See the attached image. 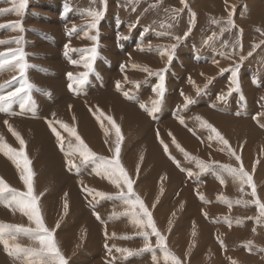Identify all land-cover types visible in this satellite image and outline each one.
<instances>
[{
  "label": "rangeland",
  "instance_id": "rangeland-1",
  "mask_svg": "<svg viewBox=\"0 0 264 264\" xmlns=\"http://www.w3.org/2000/svg\"><path fill=\"white\" fill-rule=\"evenodd\" d=\"M50 1L53 2L55 0H50ZM117 1L120 4H118ZM117 1L115 0H61L60 1V4L61 5L65 4V7H66V4L69 5V10L71 9V7H73L76 9L78 8L80 12L82 10V12L86 11V13H88V14H86L85 12L82 13L83 16L85 14V16L87 15L88 17L84 16L83 21L79 22L80 24L77 23L74 25L73 28H75L76 30L82 29L86 25L89 26V24L92 23V18H91L92 13H95V12L103 13V15L97 21L96 28H94L95 32L92 34L86 33V35L82 38L83 43L82 41L81 43H79L81 44L80 46L79 44L75 46L68 45V48L70 49L68 50L72 54L71 57L73 56L72 58L76 59V55H79L77 59L83 58V60H80L79 63H82V62L84 63L89 59L91 60L99 56L98 54H101L100 51H97L98 46H99V50L100 48H102L100 39L94 40L93 37L99 38L100 24L104 20L107 19L110 13L113 14L112 16L115 15L118 19L122 20V22H125L131 25L132 29H136V27H138L139 30L141 31L143 30L144 33L149 32L151 36H156L155 34L159 36L160 34L161 36L165 38L159 36L161 38V42L158 44H154L153 42L147 44V42L145 41L146 39L143 38L144 36L140 34L141 39H140L139 44L141 45L138 44L139 47L137 45V48L140 51H150V52L151 51L153 52L154 48H157L161 54L159 58L161 65L156 67L155 65L150 66L147 64H143L142 62L140 63L136 62V63L130 64V69L133 68L135 73H133V77L129 80V82L132 83L133 86L137 84L136 85L137 89L135 91H138L139 87L141 85H144L149 79L156 80L155 78L160 77L162 74L168 72L171 69L170 68L171 63L176 59V56L177 54H179V51L180 50L182 51L185 48H186L185 50H187V45L190 44V51L193 49L191 52L194 56L191 59L192 60H203L204 63L207 64L206 67L219 65L217 71L209 72L206 69H204L205 67L204 68L196 67L192 71L188 69L189 66L187 67V70H184V68H186V66L184 65L185 59H182L181 60L182 62L178 61V65H181L180 67L178 66V69L181 71L180 73L182 74L176 75L177 78L175 81L177 82L174 85L179 84L177 88L174 89L175 87L174 85L167 86L164 83L163 84L164 92L161 98L160 95H159L160 97L157 96L158 95L157 87L158 85H161V84L158 82L154 84V86H157V87H154L156 88V90L154 89L155 90L154 94H156L155 95L156 100L164 99V101L162 103V106L159 107L158 111L154 112V115H152V117L154 119H158V117L160 116L157 114L161 113V109H163L164 111V109L168 108L165 102L166 100L165 93H168L170 97L171 95L175 94V97L177 98L179 102H182V101L185 102V98H188L191 100L190 105L192 104L193 101H195V98H197L198 96L202 94H206L205 104L203 106H209L211 110L218 112L219 115L217 116H222L225 119L227 118L226 119L227 121L229 120L233 121L232 117L235 120L240 118V115H232L234 111H236V113L240 112L244 115L246 114L245 119L240 118L238 120L243 121V122L250 121L249 122L250 124H253V126L257 128L258 131L264 134V87H263L264 85L263 84L264 83V24L263 23L256 24V22L259 19H261V16L264 14V0H252V4H255V6H253L255 9V13L250 18H248V14L250 12L248 10V5H249L250 0L223 1V3L221 4H225L226 2V11L225 9L224 10L222 9V10L224 11V13L226 12V15H223L220 12L216 11L214 12L215 14L210 15L211 17L209 16V13L208 15H205L203 14L204 13L203 11H201L202 14L198 10L197 12L195 8L189 5L190 4L189 0H184L183 4L181 3V0H117ZM156 1L160 3L158 4V2L156 3ZM163 1H164V4H163ZM39 4L40 3L37 4L38 6L36 4L30 5V0H27L26 8L23 9L21 11L22 13L20 14H16L14 11L0 13V16H1L0 25L15 24L16 17H18L17 15H23L25 13L27 14L35 13L38 10ZM109 6L110 8L111 6H113L112 9L115 7L117 9L115 8V10L114 9L111 10ZM0 8L9 9L11 8V4L9 3L8 5H3ZM121 10L122 12L124 11L123 14H120ZM117 11H119L120 13H117ZM133 12H136V15H134L135 13L133 14ZM38 13L41 14V12H38ZM192 14H194V17ZM238 18H240V20H238ZM229 20L233 22L234 27L228 24ZM110 21L111 20L109 21L106 20L107 24L113 27V24L110 23ZM182 26L184 28H182ZM254 26L255 27L257 26V27L254 28ZM8 28L9 27L0 28V32L3 33L7 31ZM32 28L35 29V27H32ZM36 28L38 27L36 26ZM172 28L174 29L176 28L177 30L175 29L176 30L175 31L173 29L172 31ZM34 29H31V30L36 31V29L35 30ZM16 30H18L19 32V29H16ZM167 30L169 31L171 30V32ZM15 31H7L9 33V36H7V39L5 36H3L2 39H5V40H2V41H10L11 39H12L11 41H13V40H16V38L18 39V34H16L17 32ZM185 33H188L187 36H185ZM176 37H180V39L177 40L175 39ZM190 39H192L191 40L192 42L189 43ZM52 40L53 41L55 40L54 42L57 41L55 38H52ZM62 40L61 42L65 41L63 44L65 45L66 43L67 45L66 39H62ZM93 42H95L94 45L92 44ZM19 43H11L10 45L11 46L13 45L12 47L8 43L6 44L4 43L5 45L8 44L10 46L9 47L7 45L4 53H7L11 49L18 50L19 45H21ZM64 45H61V46L63 47ZM171 45H176L174 50L171 49ZM141 46H144V47H141ZM163 48L166 49V52ZM92 49H97L96 50L97 52L95 51V53H93L91 51ZM141 49H144V50H141ZM79 50H81L82 52V53L80 52L81 57L79 54ZM163 52L164 54L162 55ZM68 53H69L68 51L66 52L64 50V56L65 55L69 56ZM83 53H84V56H82ZM249 53H251V55H249ZM74 54H75V57H74ZM169 54L173 56V59L171 60L168 59ZM87 55L90 57H87L86 59L85 56ZM241 57H243V59H241ZM59 58L60 60L63 59L61 57ZM61 62L63 63L64 59L61 60ZM119 62H121V59ZM221 62H223L224 64L223 63L221 64ZM85 66L86 65H84L83 67ZM144 69H148V71H144ZM181 69L187 73L186 79L189 81L190 84H192V90L194 92L192 97L191 96L188 97L186 90H184V88L181 86L182 81L185 78L184 77L185 72H183ZM233 69H237L236 79L238 80V87L236 88L235 91H232L231 94H229V90L235 87V85L233 84ZM92 71H93V68H91L89 72H92ZM173 76L175 77L174 72H173ZM87 81L89 82V78ZM219 81H223V82L221 83ZM88 82L87 83L85 82L86 84L77 83L78 87L82 85L81 92L84 94L87 93V92H84L83 89L85 90L88 89V86L90 84ZM244 83L246 87L244 86ZM6 84H9V82H6ZM22 84L24 83H22L21 81L19 84L16 83L15 85H13L14 87L12 88L15 89V87H20ZM259 86H262V88ZM12 88L10 89L12 90ZM73 88H74V84H73L72 89ZM72 89H71V92L73 93L74 90ZM37 90L41 91L42 89L39 88ZM131 95H133V93ZM218 96H222L223 99H218L217 98ZM158 98H161V99H158ZM31 103L33 104V102ZM182 108H186V106ZM171 109H172V105H171ZM174 109L176 110L177 107L175 106ZM174 109L172 110L171 116L174 114ZM181 111L182 109H180V112ZM168 112H171V110H169ZM101 113L102 111H99V114ZM226 113L227 115H225ZM247 113L249 114V116ZM45 115H47V112L43 114L42 117H46ZM146 116L149 120H151L148 115ZM189 116L190 117L187 120H184L186 117L179 115V118L175 120L178 126L177 128L178 131L176 133L180 135L181 134L186 135V130L188 129V127H190V131L188 129V132L190 136H192V138L195 137V140L197 136L199 140L204 139L206 141L205 138L200 137L201 136L200 134L202 133L204 135L209 133L208 135L211 136V140L213 138L212 141L219 140L216 137V134L213 133L210 128L204 126L201 122V121H206L207 124H210L220 134V127L215 123V121H213L212 119L205 118L202 115H189ZM235 116H238V118ZM197 117H200L201 119L198 120ZM250 118L251 120H248ZM31 119L38 120L39 115L38 117H33ZM113 121L116 124L117 121L116 120H113ZM185 124L187 126L186 130L183 129V125ZM95 126L99 127L98 129H104L103 127L108 128L107 130L108 141L106 143L108 148L105 150L106 153H102V154L95 153L92 151L93 153H95V157L92 159H89L86 162H82V158L80 157L79 153L74 152V148L77 144V141L75 140L74 136L68 133V137H69L68 140H70L71 147L69 146L67 150H69V153H72L73 157H75L78 161H80L79 166L85 165V166H89L90 168V166L94 164L93 162L94 159L103 158L104 160H111L112 157L115 155V144L117 141L114 138H111L110 135L115 134L116 129L113 128L112 124L109 123V121L102 122L101 126L97 124H95ZM172 127L173 126L166 119H158V123H152L151 129H150L151 136H152L151 140H153L155 144L161 148L162 157H166L170 161V164L173 166V168L177 170L176 165H179L181 167L185 166L183 168L182 174H184L186 178L180 181L181 182L180 188L189 189V187L191 186L192 189H191L190 195L196 201L198 200V202L200 201L204 203L200 205V203L198 204L195 201L194 203L196 204V210H193L189 212L188 214L186 213L184 214L186 206L184 202L180 201V202H177L178 210L169 211L168 209L170 208L168 205L169 204L171 205L173 203L174 201L173 198L179 193L178 190L180 189L179 188L176 191V189L173 188L172 192L174 191V193L172 192L169 193L167 195L168 199L166 198V202L167 200L170 199L167 203L168 205L165 202L163 203V198L162 199L158 198V201L156 202H154L151 198H149L147 199L149 200V203H150L149 205L148 201L145 200V198H143L140 195L138 191V184H136V181L138 179H143L145 177L144 175L145 173H148V170L145 169L144 170L145 173H143V175H141L137 180L135 179L138 177L139 171H141L140 167L142 165V162L144 159V153L146 151V147L149 143V140L146 141L142 147L139 146V142L141 141V140H138L139 137L137 138V140H133L134 143L132 147L135 151V154L132 156V159H131L132 164H133L131 167L130 162L128 163V160L130 157L128 159H123V160L121 157H122V150H123L122 149L123 142L125 141V139L130 141V137L132 136L131 134L134 131V126L128 128L131 133L129 135H126L127 138L124 136L123 132L119 131L120 132L119 161H120L121 166L125 169V171L127 170V168H129L130 173L128 172L127 174L129 178L133 181L132 191L135 193V196H133L132 199L135 200L136 196H138L139 199L143 202V204H145V207L146 208L148 207L147 209L151 213L152 220L154 222L155 227L161 233V235L165 237V246L163 249L160 246H157L156 244L157 238L155 235L152 234L151 228L147 227L146 218H143V225L141 227L138 226L140 227V229L136 227H132V228L129 227V229L126 231L119 230V231L114 232V230H111V232L108 234L106 233V231L104 232V230H106V228L108 229V227L110 228L113 225H119L117 224L119 222L122 223L120 225H123L125 221L132 218L133 213H139L140 211L138 206H136L135 208L131 207L130 205H128L127 207L119 206L118 209L114 207L113 203L110 201V198L114 197L115 199H119V195L122 192L127 193L128 190L122 181L116 180V178H113L118 182L117 185L119 184L120 186L122 184V186H120L119 188L120 191H117V193L115 194H111L110 191L102 192L101 190L94 189L89 186L87 187V189L90 190V192L93 194L102 193L103 196H101V201L108 203L106 204L105 208L101 207V204L99 202L95 203L92 206V209L94 211H97L96 212L97 214L99 213L98 214L99 219L96 216L95 218H93V220L96 222L99 221L102 223L103 221H105V224L103 223L104 226L102 223L97 222L98 225H100L99 227H97V231H99V236L96 234L97 236L96 238L98 240V237H99L98 241L100 242V249H98L97 251L98 253L97 258L99 259L98 261L102 262V264L103 263L104 264L106 263L107 264H122V262L128 261L127 260L128 258L129 260H132L134 258H137V256L142 257L143 255H147L148 258L146 257L147 262L145 264H173V261L170 256L168 258L165 257V252H167V253H171L172 255H174L180 261V264H211V263L212 264H215V263L227 264L228 262H229L228 264H264V216L260 215V212L257 206V201L260 204H264V196H261L262 186H264V141L262 145H259L256 141L255 142L252 141V144H251V142H249L247 139H242V141H233V142L228 141V144L226 146H229V147L227 148L222 147L220 149L221 152L224 153V156L222 155L221 157V154L218 155L217 157L208 155L209 158L204 159L202 158V156L200 157L199 154L197 155V153H189L188 148L180 144L179 140L173 139L172 138ZM69 128H72V127H69ZM62 130L64 132L65 130L64 127H62ZM16 132L20 134V136L25 142L24 143V155L27 158V148H28L30 139H25L19 131H16ZM220 136L223 137L221 134ZM173 140H176L175 143H173ZM3 141L7 145H9L12 149L16 150L17 153L19 152L21 146L19 142L16 140V138L12 135L11 132H8L3 137ZM136 141H138V143H136ZM85 144L87 145V143ZM177 145H179L180 147L177 148ZM87 146L91 150L92 145H87ZM165 146H167V149H168L167 152H165ZM181 148L183 149V152L180 151ZM236 148L239 149L238 151L239 153L237 152ZM229 149H231V151ZM250 149L252 150L250 151ZM0 150L7 158L11 157V154H7V149L1 148ZM174 153H176L178 156L175 155ZM185 153H187L188 155L186 156ZM233 153H235V155H233ZM243 153H246L247 155L243 156ZM237 155L240 156L239 161L236 160ZM181 158H183V161L181 160ZM31 161L33 162L32 159ZM195 163L197 165H195ZM202 165H205L207 167L204 168L202 167ZM221 166H228L234 169H239L242 166L244 171L249 176L252 177V187H250L247 182H244L243 184H241L239 178L232 175L230 172L226 171ZM189 168L191 170H189ZM75 169H79L77 165ZM40 170L43 171V169H40ZM12 171L15 177L14 181L10 180L6 176H4V179H3L9 188L16 190L15 192L5 191L4 196L11 198V199L13 198V196L17 194L27 192V188L24 185V182L18 178L17 171H14V170ZM101 171L102 173H104L102 168H101ZM93 173H96V172H93ZM189 173H191V175ZM196 173L197 174L199 173L198 176ZM23 174H25L24 169H23ZM195 175L197 176V178ZM155 176L153 177L151 185L154 187L157 185L156 188L158 187L162 189L163 188L162 182L164 180V174L160 176V173H158L157 176L156 177ZM228 176L229 177L231 176V178L233 179L230 181L229 179L231 178H229ZM35 177L37 176L32 175V186L35 184L34 182ZM131 177H134V179H132ZM106 180H108L107 177H106ZM147 180L148 179L143 180L142 183L143 182L147 183ZM146 183H143V185H146V187L148 188V185ZM188 183H190L191 185H189ZM103 185L105 187H108L107 182H104ZM173 187H176V184ZM253 187L256 193L255 197H253L252 195ZM198 189H199V192H196ZM198 193L200 194V196L197 197ZM33 194L37 196L39 195V194H35L34 189H33ZM1 195L2 194H0V196ZM207 198L209 199V202L206 200ZM150 199H151V202H150ZM205 200L207 202H205ZM10 201H11L10 199L6 201L5 207L7 206L9 208L12 207L9 204ZM57 201L60 202V197H57ZM161 203L167 205L166 207H164L167 209H164V208L162 209H164L165 212L169 214V215L167 214L168 217H166L168 219L166 218L164 219L166 221L164 225L162 224V222H159L161 223L159 225L156 219V217L158 216L156 211L161 209V208H157V205ZM98 204H99V207L97 210L95 208V205H98ZM1 206H3V204ZM38 207L41 213L42 208L39 206V200H38ZM15 213L22 214V212H20L19 210H16ZM53 213L55 215H57L58 213L59 214L62 213L60 219L56 221V224L59 225L58 227L57 226L52 227L51 225H47L42 214L41 216H42L45 226L50 230L54 229L53 237L59 248V244L57 243V232L64 227L67 220L71 217L72 215L71 206H67V208L62 209L60 212L55 207L53 210ZM24 216L26 217L27 215L24 214ZM16 217L21 218L22 215H19V216L16 215ZM169 218L171 219L169 220ZM181 219L183 221V225L179 226L177 224L179 223ZM197 223L199 224V226ZM200 223L201 224L205 223L208 230L202 231L201 230L202 227H200ZM16 225L23 226L24 228H31L33 230H35L36 228V225L33 221H30V224L25 226L21 223H15L11 219L4 220V219H1L0 217V226H4V228L7 231L12 232L13 228L11 226H16ZM115 227L116 226H114V228ZM83 228L84 230H82ZM100 229H103V230H101L100 232ZM75 232L76 233L72 240V245L74 244L75 240H80L84 232L87 233V235H89L88 226L85 223L82 224ZM179 232H181L179 234L181 237L180 239L179 237H176L175 235L176 233H179ZM203 232H205L207 236L204 235ZM16 235L22 237L21 239L22 243L18 244L15 241H10L9 245L18 244L20 245V247L24 249H33L37 253L35 255L26 254L25 256H27V258L25 259V261L27 262L32 261V263H34L35 261L36 264H48V262H46V258L44 254L40 253L41 245L38 243V241L35 240L34 236H28L24 234H16ZM145 235H147L148 237L147 242L151 245V247L148 250L142 251L146 243L144 239ZM172 239H177L180 243L174 242L175 244L174 246ZM104 240H107L106 243L108 246L104 244L105 243ZM109 240L110 242H108ZM90 242L94 243L93 240H90ZM201 242L203 243V245L201 246H204L202 250L200 249L201 246L199 245V243L201 244ZM85 243H86V239L82 240L80 244H78V247L76 248L75 253L71 257H67L66 252L65 251L62 252L61 249H59L62 256L67 261V264L70 261L73 262L72 264H77L76 262H78V264H90L89 262L83 263L82 260L76 261V259H74L79 254H84L85 247H86ZM113 243L117 245V247ZM102 244H103V247H102ZM104 247L106 248V250ZM118 249L119 250L127 249L128 251H119ZM109 252L111 254H109ZM195 253L196 254L198 253V254L195 255ZM216 260H218V262H216ZM92 261L93 260H91V262ZM96 262H93V263L95 264ZM130 262H133V261H130ZM144 262L145 260L142 261V263Z\"/></svg>",
  "mask_w": 264,
  "mask_h": 264
},
{
  "label": "bare ground",
  "instance_id": "bare-ground-1",
  "mask_svg": "<svg viewBox=\"0 0 264 264\" xmlns=\"http://www.w3.org/2000/svg\"><path fill=\"white\" fill-rule=\"evenodd\" d=\"M60 1L55 0L53 1L55 3H53L50 0H41V1L40 0L39 1L30 0V5L31 4L37 5L38 3L40 4L38 7V10L35 13H30V14L25 13L23 15H17L18 17H16V22L21 23L23 30L19 29V32H18V30L15 29L16 30L15 31L11 27H9L7 30V31L17 32L16 34H18V39L16 38V40H19L20 42L19 44H21L19 45L18 49L21 50L22 53L24 54L22 62L26 63L30 67H27L25 69L24 76L22 79L20 77V72L17 70L19 66L6 67L5 70L0 71V85L5 86L3 88H0V94H6L8 91H14L15 89L12 88L14 87L13 85H15L16 83L19 84L21 81L24 84L30 83L34 85V88L29 93L33 104L31 102L26 103V101L28 100V96L22 94L21 96L14 98L11 104L6 105L8 109L7 113L0 112V137H4L9 132L8 125H11V127L15 131H19L25 139H30V142L27 148V160L29 161L28 168L30 169L33 175L37 176L34 178L35 184L33 185L34 186L33 189L35 191V194H39L38 195L39 206L42 208L41 214L43 215L44 220L46 221L47 225L56 227L57 226L56 221L60 219L62 213L60 214L58 213L57 215H55L53 213L54 208L56 207L60 212L62 209L65 208V204H67V206H71V214H72L71 217L67 220L64 227L57 232V243L59 244V249H61L62 252L65 251L67 257H71L75 253V250L78 247V244H80L82 240L86 239V243H85L86 247H85L84 254H79L74 259H76V261L82 260L83 263L89 262L90 264H94L93 262H96L99 260L97 258V254H98L97 251L98 249H100V242L98 241L99 237L97 240L96 234L99 236V231H97V227L100 226L98 225V223H102V222L97 221L98 222L97 223L96 221L93 220V218L97 216L95 215L97 214L96 213L97 211H94L92 209V206L95 203L99 202L101 204V207L105 208L106 204L108 203L102 202L101 196L97 195L96 193L95 194L91 193L90 190L87 189V187L89 186L94 189L101 190L102 192L110 191L111 194H115L117 193V191H120L119 188L120 186H122V184L120 186L119 184L117 185L118 182L115 179L110 180L106 176L105 173H102L100 158L94 159L93 160L94 164H92L90 168L89 166H85V165L79 166L80 161H78L72 155H69V150H67L70 146V140H68L69 132L65 128L63 132L62 125H67L68 127L77 129L78 131L74 129L76 131V134L80 136V138L84 141V143H87V145H92L91 151L95 153H99V154L106 153L105 150L108 148L106 145L108 141V132H107L108 128L103 127L104 129H98L99 127H96L95 124L101 126L102 122L108 121L107 117H111L112 120L117 121L116 125L118 126L119 131L124 133L125 137L126 135H129L131 133L128 128L134 126V131L131 134L132 136L130 137V141L125 139V141L123 142V145H122L123 150H122L121 158L123 160V159H128L130 157L128 160V163L130 162L131 167H132L133 164H132L131 159H132V156L135 154V151L132 147L134 143L133 140H137V138L139 137L138 140H141L139 142L140 147H142L144 143L149 140V143L146 147V151L144 153V159L140 167L141 171H139V175L135 179L137 180L141 175H143V173H145L144 172L145 169L148 170V173H145L144 175L145 177L143 179H138L136 181V184H138V191L140 195L143 198H145V200L151 198L154 202H156L158 201V198L159 199L163 198V203L165 202L166 204L170 200L169 199L166 202V198L168 199L167 195L172 192L173 188L176 189L177 191V189L180 188V184H181L180 181L186 178L184 174H182L183 168L185 166L181 167V166L176 165L177 166V167L175 166L177 168L176 170L175 168H173V166L170 164V161L166 157H162L161 148L158 145H156L153 140H151L152 136H151L150 129H151L152 123H158V119H166L173 126L172 127V138L179 140L180 144L188 148L189 153H197V155L199 154L200 157L202 156V158L204 159L209 158L208 155L217 157L218 155L221 154V157L222 155L224 156V153L221 152L220 149L222 147L227 148L229 146L224 145L221 140L212 141L213 138L211 140V136L208 135L209 134L208 132H207L208 134H205V135L202 133L204 137L202 134H200L201 135L200 137L205 138L206 141L202 138H201L202 140H199L197 136L195 140V137L192 138V136H190L188 132V129L190 131V127H188L187 129L186 124L183 125V129L184 130L187 129L186 135L185 134L180 135L176 133L178 131L177 130L178 126L175 120L179 118V115L186 117L184 120H187L190 117L189 115H202L205 118L212 119L220 127V134L223 136V138L227 142L228 141L229 142L242 141V139H247L249 142H251V144H252V141L254 142L256 141L259 145H262L264 141V134L258 131L257 128L253 126V124H250L249 123L250 121L243 122V121L238 120L240 118H244V119L246 118L245 117L246 114L244 115L240 113L239 111H238L239 113H236V111H234L233 114L231 113L232 115H240V118H238V116H235L238 118L236 120L233 119L232 117V120L234 122L230 120L227 121L226 120L227 118L225 119L222 116H217L219 115L218 112L211 110L209 106H203L205 104L206 94H202L198 96L197 98H195V101H193L192 104L190 105V103L185 104L184 101L179 102L177 98L175 97V94L171 95L170 97L168 93H165V99H166L165 102L168 106L167 109L168 111L171 110V112H168L167 109H164V111L163 109H161V113L157 114L160 117H158V119H154L152 117L154 113H151L153 101L156 100L155 98L156 94H154V91L156 90V88L154 87H157V86H154V84L158 82L160 84L165 83L167 86H173L177 82L175 81L177 78L176 75L182 74L180 73L181 71L178 69V66L179 67L181 66V65H178V61L182 62L181 60L185 59L184 65L186 66V68H184V70H187V67L189 66L188 69L192 71L196 67L198 68L205 67L204 69H206L209 72L217 71L219 65L206 67L207 64H205L203 60H192L191 58H193L194 56L191 51L193 49L190 51V44L188 45L186 44L187 50H185L186 48L182 51L180 50L179 54H177L176 56V59L171 63V66H170L171 69L168 72L162 74L165 81L164 79L163 81H161L160 77L155 78L156 80L149 79L144 85H141L139 87L138 91H135L137 89V86H136L137 84L133 86L132 83L129 82V80L133 77V73H135L133 68L130 69V64L136 63V62H139V63L142 62L143 64H147L150 66L155 65L156 67L161 65V62L159 59L161 54L157 48H154L153 52L152 51L151 52L150 51H140L137 48V45L140 43V39H141L140 36L141 35L144 36L143 38L146 39L145 41L147 42V44L151 42H153L154 44H158L161 42V38L159 37L161 35L159 34L158 36L157 34H155L156 36H151L149 32L144 33V31L139 30L138 27H136V29H132V26L129 25L128 23L122 22V20L118 19L115 15H114L115 17L112 16L113 14H111L110 13L111 11H110L109 12L110 15L107 14L108 17L106 20L107 21L111 20L110 23L113 24V27H111V25L109 26L106 20L104 21L102 20L103 22L100 24V28H99V31H100L99 38H95L96 40L100 39L102 48H100L99 50V46H98V48L96 47L98 50L97 49L96 50L100 51L101 54H98L99 56L95 57L94 59H91V60L89 59L84 63L81 61L82 63H79V61L83 60V58L77 59L79 55H76V59L72 58L73 56L71 57L72 54L69 51L70 49L68 47L66 49L64 47L66 43L65 45L63 44L65 41L61 42V40L66 39L67 46L68 45L75 46L81 43V41L83 43L82 38L86 35V33L92 34L95 31H94V28H90L87 25H86L87 27L85 26L82 29L72 31L75 24L83 21L85 14L83 16L82 13L84 12L86 13V11L82 12L81 10L80 12L78 8L76 9L73 7H71V9L69 10V5L66 4V7H65V4L61 5ZM223 1H226V0H189V3H190L189 5L195 8L196 11L198 10L201 14H202L201 11H203L204 12L203 14L208 15L209 13V16H210L211 14H215L214 12L218 11L221 14L226 15V12L224 13L223 11L224 9L226 11V2L225 4H221L223 3ZM251 1L252 0H250V2ZM157 2L158 1H156V3ZM159 3L160 2H158V4ZM8 4L9 3L6 2V0H0V7L3 5H8ZM118 4L120 3L118 2ZM163 4H164V1H163ZM112 7L113 6H111L110 8L109 6L111 10L113 9L115 10L116 7L113 9ZM122 10L120 11L121 13L119 11H117V13L123 14L124 11L122 12ZM248 10L250 11L249 12L250 15L248 14V18H250L254 15L255 9L253 6H248ZM38 12H41V14ZM133 14L136 15V12H133ZM238 20H240V18H238ZM260 23L264 24V14L261 16V19H259L256 22V24H260ZM36 26L38 28H36ZM32 27H35L36 31L31 30V29H34ZM256 27L254 26V28ZM182 28L184 27L182 26ZM173 29L174 28H172V31ZM7 31L3 33L0 32V41L5 40V39H2L3 36H5L7 39V36H9V33ZM169 32H171V30ZM52 38H55L57 41L54 42L55 40L53 41ZM191 40L192 39L189 40V43L192 42ZM94 43L95 42H93L92 44L94 45ZM5 44L0 43V53H4L7 45L8 44L10 45L11 43H8L7 45ZM61 45H64V46L62 47ZM80 45L81 44H79V46ZM141 47H144V46H141ZM64 50L66 52L67 51L69 52L68 53L69 56H66V55L64 56ZM141 50H144V49H141ZM164 50L166 52V49ZM80 52L81 50H79V54L81 57L82 52L81 53ZM82 56H84V53ZM59 57L64 59L63 63L61 62V60L63 59L60 60ZM74 57H75V54H74ZM85 57L87 59V57H90V56L87 55ZM118 59L119 61L121 59V62H119ZM222 63L223 62H221V64ZM88 64L92 66L91 67L93 68L92 72H89L91 68L86 67V66L83 67L84 65H88ZM173 72L175 74V77L173 76ZM69 73L72 74L71 78H69V76L67 75ZM83 74H87L86 77L84 78V81L87 83L88 82L87 80L89 78L88 83H90L87 90L83 89L84 92H87L86 94L81 92L82 91L81 84H80L81 85L80 87L77 86L78 79L81 76H83ZM186 74L187 73L185 72L184 73L185 78L182 81L181 86L184 88V90H186L187 96L192 97L194 93L192 90V84H190L189 81L186 79L187 78ZM10 81L11 83L6 84V82H10ZM85 82L84 84H86ZM117 82H119V85H120L119 89L117 88ZM219 82L222 83L223 81H219ZM70 84L72 85V87L74 84V88L73 89L71 88L72 90H74L73 93L71 92V89L69 88ZM178 85L179 84L174 85L175 86L174 89L177 88ZM244 86L246 87L245 83H244ZM259 87L262 88V86H259ZM10 88H12V90ZM39 88H41L43 91L41 90L42 91L41 92L40 90H37ZM125 93H128L129 95L126 97ZM132 93L133 95H131ZM158 99H161V98H158ZM160 101L161 103L159 107L162 106L164 99ZM21 104H24L23 108H21ZM135 104L137 107L135 106ZM142 105L144 107H142ZM171 105H172V109H171ZM175 106L177 107L176 110L174 109ZM184 106H186V108H182ZM173 109H174V114L171 116ZM180 109H182L181 112H180ZM99 111H102V113L99 114ZM46 112H47V115H45L46 117H42V115L45 114ZM227 113L225 115H227ZM38 115H39L38 120L31 119L33 117H38ZM146 115H148L151 120H149ZM248 120H251V118ZM4 121H8V125H6ZM57 133L62 137V141L57 140ZM110 137L114 138L117 141L116 133L110 135ZM136 143H138V141H136ZM236 149L238 152L239 149L238 148ZM251 150L252 149H250V151ZM174 154L177 155L176 153ZM246 155H247L246 153H243V156H246ZM31 159L33 160V162L31 161ZM69 159H71L73 163L75 162V164L77 165L79 169L71 168L67 163ZM16 160L20 164L19 167H17V163L14 162L12 155L10 158H7L0 150V178L4 179V176H6L10 180L14 181L15 177L12 171L14 170V171H17L18 178L21 180L20 177L21 175H23L24 164H23V160L20 159L19 156L16 157ZM181 160L183 161V158H181ZM195 165L197 164L195 163ZM40 169H43V171H41ZM189 170L191 169L189 168ZM93 172H96L99 174H96ZM128 172L130 173L129 168H127L126 170V173ZM158 173H160V176L164 174V180L162 179L163 180L162 189L158 187L156 188L157 185L155 187L151 185L153 177L155 175L157 176ZM106 177L111 183L108 180H106ZM131 178L134 179V177H131ZM229 178H231V176ZM146 179H148L147 183L146 182H143V183H146L148 185V188L146 187V185H143L142 183V181ZM232 179L233 178L229 180L231 181ZM104 182L108 183V187H105L103 185ZM175 184H176V187H173ZM188 184L191 185L190 183ZM263 188L264 186H262L261 196H264ZM191 189H192L191 186L189 187V189L180 188L178 190L179 193L177 195L175 193L176 196L173 198L174 199L173 203L171 205L167 204L169 208L171 209V210L170 209L168 210L169 211L178 210L177 202H180V201L184 202L186 206L184 214L185 213L188 214L189 212L196 210V204L194 203L196 200L190 195ZM196 192H199V189ZM172 193H174V191ZM0 194H2L0 196V204L1 205L3 204V206L0 205L1 219H4V220L11 219L15 223H21L25 226L29 225L30 220L27 216L25 217L23 213L22 214L15 213L16 210L18 209H16L14 206L9 208L6 205L7 207H5L6 201H8L9 199L10 200L12 199L5 197L4 196L5 192L0 193ZM198 196H200L199 193L197 197ZM57 197H60V202L57 201ZM151 199H150V202H151ZM206 200L209 202L208 198ZM206 200L205 202H207ZM110 201L113 203L114 207L117 209L119 206L127 207L129 205L125 203V200L121 198L115 199L114 197H111ZM147 201L149 203V200ZM196 202L198 204L200 203V205L204 203L200 201L198 202V200ZM161 204L157 205V208H161V209L156 211L158 216L157 217L155 216V217L158 223L162 222V224L164 225L166 222L164 219L168 217L169 214L166 213L164 210V209H167V208H164L167 205L166 204L161 205ZM98 207H99V204L95 205V208L97 210H98ZM16 215L18 216L22 215V217L18 218L16 217ZM170 219L171 218H169V220ZM84 223L88 226L89 235H87V233L84 232L80 240H75L74 244L72 245V240L76 233L75 231H77V229ZM103 223L105 224V221H103ZM117 224L119 225H113L110 228L108 227V229L106 228L107 227L106 226L105 227L106 230H104V232L106 231V233L108 234L111 232V230H114V232H116L119 230L126 231L129 229V227L131 228L136 227L139 229L141 227V226L138 227L137 224L133 223L132 218L125 221L123 225H120L122 224L120 222ZM160 224L161 223H159V225ZM177 225L179 226L183 225L182 219L179 221ZM114 226L116 227L114 228ZM200 227H202L201 229L202 231L208 230L205 223H202V224L200 223ZM82 230H84V228ZM101 230L103 229H100V232ZM4 232H5L4 239H6L8 243L10 241H15L18 244L22 243L21 241L22 237L16 235L15 239H12V237L8 235V233L11 231H7L4 228ZM180 233L181 232L175 234L176 237H179V239L181 238L179 235ZM203 234L207 236L205 232H203ZM90 240H93L94 243L90 242ZM172 240H173V244L174 242L180 243L177 239H172ZM104 241L105 243L104 242L103 243L107 245L106 243L107 240H104ZM108 242H110V240ZM199 245L201 246L203 245V243L201 242V244L199 243ZM115 246L117 247V245ZM102 247H103V244H102ZM203 247L204 246H201L200 249L202 250ZM109 254L111 253L109 252ZM197 254L195 253V255ZM25 255L26 254H23V253H21L20 255H9L8 251H6L4 248V245L0 244V264H36L35 261L34 263H32V261L31 262L25 261V259L27 258V256ZM146 257L148 258L147 255H143L142 257L137 256V258H134L132 260H129L128 258L127 259L128 261H126L127 263L122 262V264L124 263L126 264L128 263L145 264L147 262ZM91 260L93 261L91 262ZM143 260H145L144 263H142ZM218 260H216V262H218ZM130 261H133V262H130ZM46 262H48L47 259H46ZM72 263H73L72 261L68 262V264H72ZM76 263L78 264V262ZM95 264H102V262L98 261ZM215 264H218V263H215Z\"/></svg>",
  "mask_w": 264,
  "mask_h": 264
},
{
  "label": "snow or ice",
  "instance_id": "snow-or-ice-1",
  "mask_svg": "<svg viewBox=\"0 0 264 264\" xmlns=\"http://www.w3.org/2000/svg\"><path fill=\"white\" fill-rule=\"evenodd\" d=\"M6 2L11 4V8L9 9H4L0 8V13L3 12H9V11H14L16 14H20L23 9L26 8L27 5V0H6ZM181 3H184V0H181ZM103 15L102 12H95L91 14L92 18V23L88 26L90 28H96L97 26V21L100 19V17ZM194 17V14H192ZM215 22V21H214ZM229 25H232L234 27V24L231 20L228 21ZM3 27H11L13 29H22V25L20 22H16L15 24L12 25H0V28ZM76 29L73 28L72 31H75ZM223 31V30H222ZM188 33H185V36H187ZM95 39V37H93ZM175 39L179 40L180 37H176ZM0 43H19V40H14V41H0ZM67 45H65V48L67 49ZM176 45H171V49L174 50ZM93 53H95L96 49L91 50ZM163 54V53H162ZM251 55V53H249ZM23 57L24 54L22 53L21 50H9L7 53H0V71H3L6 69V67H18V71L20 72V77L21 79L24 76V71L27 67H30L26 63H23ZM168 59L171 60L173 59V56L169 54ZM243 59V57H241ZM86 67L91 68L92 66L90 64L86 65ZM144 71H148V69H144ZM151 74V73H149ZM69 78H71L72 74L69 73L67 74ZM87 74H83L78 79V83H84V78L86 77ZM237 77V69H233V84L235 87L229 90V94H231L232 91H235L236 88L238 87V80L236 79ZM164 77L161 75L160 80L163 81ZM11 83V82H9ZM5 87L4 85H0V88ZM120 85L119 82H117V88L119 89ZM34 88V85L30 83L22 84L20 87H15L14 91H8L6 94H0V112H5L7 113L8 109L6 105L11 104L14 98L23 95L28 96V102L31 101V96L29 93L31 90ZM69 88H72V85H69ZM163 84L158 86V95L161 96L163 94ZM129 94L125 93V96L127 97ZM218 99H223L222 96H218ZM161 101L156 100L153 101V106L151 113H154L159 110V105ZM191 103V100L188 98H185V104ZM24 107V104H21V108ZM142 107H144L142 105ZM150 113V114H151ZM109 123L112 124L113 128L116 129V134H117V142L115 144V155L112 157L111 160H104L101 158V168L103 169L104 173L106 176L112 180L113 178H116V180H121L123 184L127 187V193H121L119 195V198L124 199L125 203L129 204L131 207L135 208L136 206L139 207V213H133L132 215V220L133 223L137 224L138 226L143 225V218L147 219V227L151 228L152 234L156 236V244L157 246H160L162 249L165 246V237L161 235V233L157 230V228L154 225V222L152 220L151 213L148 211V209L145 207L143 202L139 199L138 196H136L135 200L132 199L133 196H135V193L132 191V185L133 181L129 178L128 174L126 173L125 169L121 166L120 161H119V152H120V132L119 128L116 126L115 122L112 120L111 117H107ZM198 120H200V117H197ZM202 124L208 128L211 129L213 133L216 134V137L222 141L224 145H227L228 142L223 139V137L220 136V134L216 131L215 128H213L210 124H207L206 121H201ZM6 125H8V121H4ZM72 136L75 137V140L77 141V144L74 148V152H78L80 157L82 158V162H86L89 159H92L95 157V153H93L88 146L84 143V141L80 138L79 135L76 134L75 130L72 128H69L67 125H62ZM8 130L9 132L12 133V135L16 138V140L20 144V150L17 153L16 150L12 149L9 145L4 143L3 137H0V148L7 149V154H11L14 162L17 163V167L20 166L19 162L16 160V157L19 156L20 159L23 160L24 164V173L21 175V180L24 182V185L27 188L26 193H21L13 196L12 200L9 202L11 206H14L16 209H18L20 212L23 214L27 215L30 221H33L36 225L35 230L31 228H24L23 226L16 225V226H11L13 228L12 232H9L8 234L12 237V239H15L16 234H24L28 236H34L35 240L38 241V243L41 245L40 248V253L44 254L45 258L48 261V264H67V261L65 258L62 256L61 252L59 251V248L54 240L53 237V232L54 229H48L42 219L40 209L38 207V199L39 197L37 195L33 194V186H32V172L28 168L29 161L27 160L26 156L24 155V140L20 136L18 132H16L11 125H8ZM57 140L62 141V137L57 133ZM173 143H175V140H173ZM62 146V145H61ZM71 147V145H70ZM180 146L177 145V148ZM231 151V149H229ZM167 146H165V152H167ZM180 151L183 152V149L181 148ZM69 155H72V153H69ZM187 156L188 154L185 153ZM235 155V153H233ZM236 160H240V156H236ZM175 162V161H174ZM68 165L71 168H75L76 165L73 163L71 159L67 161ZM179 166V165H178ZM202 167L206 168L207 166L202 165ZM224 168L226 171L230 172L232 175L236 176L239 178L241 184L244 182H247L250 187H252V177L249 176L241 166L239 169H234L228 166H221ZM99 174V173H98ZM191 175V173H189ZM5 191L9 192H15V189H11L8 187V185L5 183L3 178H0V193H3ZM42 195V194H41ZM97 195L103 196L102 193H97ZM253 197H255V189L253 187V192H252ZM257 206L260 212L261 216H264V204H260L257 201ZM65 208H67V204H65ZM95 214V213H94ZM97 218L99 219L98 214ZM59 225L57 224V227ZM5 232H4V226H0V244L4 245V248L6 251H8L9 255H20L21 253L24 254H31L35 255L37 254L35 250L33 249H24L20 247V245H9L8 241L4 239ZM145 239V247L143 250H148L151 245L147 242L148 237L147 235L144 236ZM251 243V242H249ZM119 250V249H118ZM119 251H128L127 249H122ZM171 257L173 264H180V261L171 253L165 252V257ZM155 259V257H154Z\"/></svg>",
  "mask_w": 264,
  "mask_h": 264
},
{
  "label": "crops",
  "instance_id": "crops-1",
  "mask_svg": "<svg viewBox=\"0 0 264 264\" xmlns=\"http://www.w3.org/2000/svg\"><path fill=\"white\" fill-rule=\"evenodd\" d=\"M248 6H255V4H252V1H251Z\"/></svg>",
  "mask_w": 264,
  "mask_h": 264
}]
</instances>
